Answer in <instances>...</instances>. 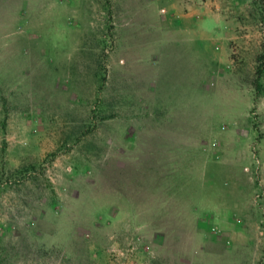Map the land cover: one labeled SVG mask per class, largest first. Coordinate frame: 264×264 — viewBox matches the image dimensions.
I'll list each match as a JSON object with an SVG mask.
<instances>
[{"label": "rangeland", "instance_id": "rangeland-1", "mask_svg": "<svg viewBox=\"0 0 264 264\" xmlns=\"http://www.w3.org/2000/svg\"><path fill=\"white\" fill-rule=\"evenodd\" d=\"M200 4L199 82L145 0H0V264H264V0Z\"/></svg>", "mask_w": 264, "mask_h": 264}, {"label": "crops", "instance_id": "crops-1", "mask_svg": "<svg viewBox=\"0 0 264 264\" xmlns=\"http://www.w3.org/2000/svg\"><path fill=\"white\" fill-rule=\"evenodd\" d=\"M145 1L148 8H153L154 5L157 6L158 14L156 15L158 18H160L161 21L163 20L165 22H169V34L171 32H178L182 40L185 41L186 43V48L184 51L185 54L182 57L183 60L181 59L180 62L182 63L183 68L192 71L191 76L194 80L197 79L200 82L202 77L201 68L203 66V62H208L211 64V66L215 65L214 68H217L219 64L224 62L225 54H223V56H220L215 51V48H212L213 45L211 39H214L213 40L214 42L216 39L215 37H218V34H215V30L217 28L210 30L212 33L207 29L212 24L218 26L220 24L219 21H221V19L218 18L215 14L212 15L210 13H203L202 10L206 9L208 6L205 5L204 7H202V5L200 4L201 0H181L182 2L180 5L179 3H176L177 0L175 1L145 0ZM151 14H153V12ZM150 16H152V18L154 17L153 15ZM17 18H19V16ZM209 43H211L212 45L211 47ZM154 62L156 61H153V65ZM147 65H152V64H147ZM208 69H211V67ZM145 85L146 86H144V82H143V88L140 92L137 93V99L141 101L143 100V96H144L145 101H149L150 103V104L147 103V106L145 107L146 112L144 116L146 120L144 123H145L146 131L152 132L154 134L155 132H158V130L154 128H179V126L172 127L173 125L167 124L166 119L171 110L168 109L165 97H162L161 102H159L160 100H158L154 95L155 84L152 82L150 83L149 80L147 83H145ZM137 106L138 109H140L139 105ZM137 123L138 126H140V128H143L142 121ZM162 132L163 134H167V136L169 137V134L167 132L165 131ZM163 141L165 142L164 145H166V147H164L166 148V154H165L166 157H162V161L164 164H166L169 162V159L174 157L175 155L174 152L175 150H177L175 148L180 149V147L184 145V140L177 139L172 143H170V140L169 142H166V140ZM161 144L162 146H164L163 143ZM213 145L214 143L212 144V146L208 145L207 151L210 150L211 147L213 148ZM201 146L203 147L204 145ZM157 148H158L157 145L156 146L147 145L146 151L148 153L150 151H153L154 149L156 150ZM215 154L217 155V153ZM201 155L203 154L200 153V157ZM210 159H211V155L207 159L208 162L205 161L204 163L209 165ZM200 175L201 176L199 179H202L203 170L201 171Z\"/></svg>", "mask_w": 264, "mask_h": 264}]
</instances>
